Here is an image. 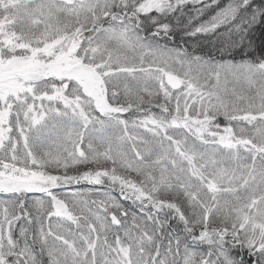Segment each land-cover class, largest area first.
<instances>
[{"label": "snow or ice", "instance_id": "snow-or-ice-1", "mask_svg": "<svg viewBox=\"0 0 264 264\" xmlns=\"http://www.w3.org/2000/svg\"><path fill=\"white\" fill-rule=\"evenodd\" d=\"M0 264H264V0H0Z\"/></svg>", "mask_w": 264, "mask_h": 264}]
</instances>
